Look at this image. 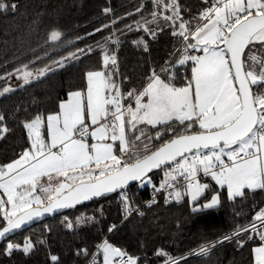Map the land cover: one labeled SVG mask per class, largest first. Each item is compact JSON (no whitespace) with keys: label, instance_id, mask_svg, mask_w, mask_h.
I'll return each mask as SVG.
<instances>
[{"label":"snow or ice","instance_id":"6c2138e0","mask_svg":"<svg viewBox=\"0 0 264 264\" xmlns=\"http://www.w3.org/2000/svg\"><path fill=\"white\" fill-rule=\"evenodd\" d=\"M153 3L164 12H172V15H163V19L169 22L172 34L181 37L185 54L176 63L166 62L169 67L161 68L159 73L153 70L142 90L126 94L129 100L134 99L135 107L129 104L125 108L122 103L124 94L111 79L114 73L90 71L87 73L86 105L81 92H72L68 100L61 102L60 111L47 117L50 142L42 136L40 116L26 122L24 127L28 130L30 148L18 159L0 166V189L7 195V201L0 199V212L6 221L0 228V238L21 228L35 216L74 207L82 201L117 190H121L124 210L130 215L131 203L124 192L129 182L151 184L149 173L171 161L177 162L176 168L166 176L171 175L173 181L177 177L172 173H179L185 180H194L202 168L205 175H211L219 185L226 186L230 199L242 196L245 188L264 189V92L257 94L253 91V87L264 84V59L250 56L251 65L243 59L249 45H264V0H213L212 6L200 13L201 22L195 27L180 15L175 0L167 3L153 0ZM6 7L0 4V8ZM11 7L15 9L17 6L13 4ZM151 15V21L137 22L136 26L140 29L143 25V31L155 38L156 31L148 25L156 22L158 13L153 11ZM128 27L131 30V26ZM59 36V32L53 31L51 40L55 41ZM134 43H142L147 51V42L142 38ZM194 50H199L202 55L188 54ZM70 56L76 58L75 54ZM64 59L67 58L56 63L62 67ZM188 61L193 65L191 79L184 86L177 87L173 83L176 70ZM103 63L106 68L109 64L114 66L116 58L106 53ZM257 64L259 71L256 70ZM16 71H23L25 83L29 82L31 72ZM48 71L52 69L46 67L37 75L44 76ZM164 74H167L166 78H162ZM9 90L4 89L5 92ZM105 91L111 93L110 98L103 94ZM85 114L91 121V130ZM4 120L5 117L0 115V125ZM172 121L186 123L189 129L197 124L201 131L180 135L151 152L147 146L142 153L133 150L140 137L134 142L129 141V125L134 129L141 122L157 126ZM0 132H7V128H0ZM160 136L158 132L156 138ZM89 138L92 143H88ZM117 144L119 156L115 154ZM202 149L207 152L203 153ZM129 152L132 157L125 159ZM193 152L189 161L185 154ZM54 177L58 178L56 187H53ZM202 187L206 185L197 181L193 186L189 182L193 201L197 200ZM172 188L174 184L166 179L159 187L154 186V191ZM38 189L44 196L36 194ZM175 198H181L179 190H175ZM218 202V197L213 196L211 202L192 210L209 209ZM7 204L11 205V211L6 209ZM256 219L264 222V210ZM68 226L72 227L71 223ZM260 227L264 228V223ZM251 230L261 241L252 249L253 264H264V232H257L255 223ZM240 231L247 232L248 229H240L235 235ZM34 247L28 238L23 245L9 242L6 252L11 254L15 249H22L28 254ZM100 247L103 264H138L137 257L107 241ZM207 251V247L200 248V254ZM157 254L166 255L163 252ZM50 259L58 261L55 255ZM166 264H178V261L169 257Z\"/></svg>","mask_w":264,"mask_h":264},{"label":"trees","instance_id":"16d2710c","mask_svg":"<svg viewBox=\"0 0 264 264\" xmlns=\"http://www.w3.org/2000/svg\"><path fill=\"white\" fill-rule=\"evenodd\" d=\"M175 3L183 19L194 25L213 0H175ZM0 4L7 5L0 8V88L22 67L39 68L67 58L62 67L0 96V115L5 117L0 128H7V132H0V166L18 159L30 148L24 124L36 116L43 119L58 111L69 93L85 91L88 72L114 73L112 79L120 85L129 105L134 103V99L127 98L129 91L142 90L153 70L159 73L161 68L169 67L166 62L176 63L185 54L181 37L174 36L169 22L163 19V15H172V12H164L153 0H0ZM13 4L17 6L15 9L11 7ZM153 11H157V19L148 27L156 31L155 38L143 31V25L140 29L136 26L137 22L151 21ZM53 31L60 33L55 41L51 40ZM141 38L147 42V51L142 43H134ZM250 46L246 49L245 61ZM254 46L264 56V45ZM81 49L84 51L80 52ZM106 53L115 56L114 66H104ZM192 67L188 61L177 68L173 81L177 87L191 79ZM263 86L253 87L254 92L261 93ZM195 128L196 124L189 129L186 123L182 125L178 121L154 127L138 123L134 129L129 125L127 135L134 142L135 135L142 132L145 139L136 142L133 150L144 151L147 146L151 152L177 135L195 132ZM118 149L116 146L117 156ZM149 176L152 183L142 192L136 185L128 188L134 199L142 200L150 194L163 178V169ZM200 178L208 181L209 186L199 201L191 203L186 190H182L179 200L167 202L161 198L142 214H135L124 222H121V192L49 218L2 243L0 264H83L95 245L104 239L137 257L138 264H160L169 257L186 255L218 240L224 241L210 252L188 258L181 264H253L252 249L261 243L259 235L253 231L235 233L256 220L264 207V189H246L242 196L230 199L226 188L220 189L210 176ZM215 193L219 194V205L192 210L209 202ZM5 223L0 212V227ZM112 225L115 228L110 231ZM226 236L230 239H224ZM28 238L35 245L28 254L22 249H15L11 254L6 252L9 242L23 245ZM53 255L58 261L50 259Z\"/></svg>","mask_w":264,"mask_h":264},{"label":"built area","instance_id":"2783aa9c","mask_svg":"<svg viewBox=\"0 0 264 264\" xmlns=\"http://www.w3.org/2000/svg\"><path fill=\"white\" fill-rule=\"evenodd\" d=\"M112 23H113V20H112ZM197 52H198V50H194V51H190V53H188V54L194 55ZM122 103L124 104L125 108L128 106L125 103L124 99L122 100ZM202 152L206 153L207 150L206 149H202ZM224 160H225L226 163L228 162V159H227L226 156L224 157ZM176 164H177V162H174L171 165H168V166L163 168L164 176L160 180V182L155 186V187H159L161 185V183L164 182L167 179L169 181V183H173L174 184V188H172V189H166V190H161L159 192H155L154 188H153L150 191V194L146 198H144L142 200L134 199L133 196L131 195V193L129 192L128 188L124 189V192L126 193L127 198L130 201V203H131L132 211H131L130 215L125 212L124 203H123V200H122V204H121L122 221L121 222H124V221L128 220L129 218H131L135 214H142L145 208H147V207L151 206L152 204L156 203L161 198H164L165 201H167V202L174 200L175 199V190H179L181 193H182V190H187L189 182L193 181L192 179L185 180V178L183 176H180L179 173H172L173 175H176V177H177L175 181L172 180V176L169 177V178L166 177V173H171L172 169L176 168ZM201 176H209V175H204V174L200 173L197 177L200 178ZM135 185H136L137 190L139 192H142L150 184H148L146 182L141 184V182L139 181ZM170 193H171V195H170ZM153 198H154V202H153ZM121 199H122V197H121ZM197 206H200V205H197ZM197 206H195V207H197ZM261 210H264V207ZM253 223H255L257 225V230H260L261 232H264V228L260 227L261 223H264V222H262L260 220H257V219L246 227L248 229V231H252L251 230V225ZM113 228H115V225L111 226V229H113ZM105 241L106 240L104 239V240H102L101 242H99V243H97L95 245L94 249L89 254V256L87 257V259L85 260V262L83 264H103L104 258H103V252H102V249H101L100 246L103 245ZM223 241L224 240L214 241V242L206 244V245H204L202 247H207L208 251L206 253H208L213 248H215L218 245H220ZM200 248L195 249V250L187 253L186 255H183V256H180V257H176V258H173V259H176L178 261V264H181L184 260H186L188 258H192V257L201 256V255L206 254V253L200 254ZM126 253L129 254L128 252H126ZM166 261L167 260L161 262L160 264H166Z\"/></svg>","mask_w":264,"mask_h":264},{"label":"rangeland","instance_id":"374dc122","mask_svg":"<svg viewBox=\"0 0 264 264\" xmlns=\"http://www.w3.org/2000/svg\"><path fill=\"white\" fill-rule=\"evenodd\" d=\"M201 21L199 20V23H200ZM197 24V23H196ZM196 24H194V25H192L193 27H195V25ZM255 44H259V43H254V44H251V46H250V50H249V53H246V63L247 64H249V65H251L252 64V61H250L249 60V57L250 56H256V57H258V58H260V59H264V56H261V54L260 53H258L256 50H254V48H256L254 45ZM253 46V47H252ZM253 48V49H252ZM194 55H202V53L198 50V52L196 53V54H194ZM66 61V59H64V62ZM51 68L52 69V71L54 70V69H57L58 67H59V65L56 63V62H52V63H49L48 65H45V66H42V67H39V68H21V69H23L24 71H28V72H31L32 73V75L30 76V77H28V80H29V82H31V81H34V80H36V79H38V78H41V77H43V76H39L38 77V72H39V70H42V69H45V68ZM256 70L257 71H259V64H257L256 65ZM99 71V70H98ZM51 71H48V72H46V74L45 75H47L48 73H50ZM44 75V76H45ZM111 79H112V77H111ZM28 82V83H29ZM25 84H27V83H25V79H24V75H23V71H21V72H18V73H16L14 76H12L11 77V79L3 86V87H1L0 88V96H2V95H5V94H7V93H10V92H12V91H14V90H16L17 88H19V87H21V86H23V85H25ZM119 88H120V90H121V92H122V89H121V87H120V85H117ZM5 88H8V89H10L9 91H7V92H5L4 91V89ZM260 88H264V86L263 87H260ZM77 91H79V92H81L82 93V101H83V103L86 105V102H87V86H86V89H85V91H82V90H76V91H73V92H77ZM262 92H264V90L262 91ZM72 93V92H71ZM123 93V92H122ZM104 95H106V96H108L109 98H110V96H111V93L110 92H108V91H105L104 93H103ZM257 94H259V93H257ZM68 98H69V96H68ZM68 98L67 99H65V100H63V101H66V100H68ZM62 101V102H63ZM134 102V101H133ZM133 107H135V104L133 105L132 103H130ZM60 111V107H59V110L58 111H56V112H51V113H49L45 118H43L42 119V127H41V133H42V136H43V138L46 140V141H48V142H50V137H49V135H48V128H47V117L49 116V115H51V114H55V113H58ZM85 121H86V123H88L89 125H90V130H91V121H90V119L87 117V115L85 114ZM138 124V123H137ZM136 124V125H137ZM149 125V124H148ZM149 126H152V127H154L153 125H149ZM158 126V125H157ZM136 127V126H135ZM195 132H197V131H201V129H199V127H198V125L196 124V128H195ZM144 132H146V131H144ZM144 136V134H142V132H139L138 134H136L135 135V139H136V137H140V140L139 141H142V140H144L145 139V136ZM88 143H92V140H91V138H89L88 139ZM116 146H119L118 144L116 145ZM116 146H115V149H116ZM134 151H139V152H143V149H141V148H139V149H136V150H134ZM115 154H116V151H115ZM186 156H188L189 157V161H191V159L193 158V156H194V153H192V154H188V155H186ZM132 157V152H129V154H128V156L127 157H125V159H128V158H131ZM200 173H202V174H204V172H203V170H202V168L197 172V174H196V178L193 180V181H191L190 183H192L193 184V186H195L196 185V183H197V181H198V183L200 184V185H202V186H204V185H206V187H202L201 188V191H200V193H199V196L197 197V200L196 201H193L192 199H191V197H192V194H193V190H190L188 187H187V190H186V193L188 194V197H189V200H190V202L191 203H195V202H197V201H199L200 200V198L202 197V195L204 194V192H205V190H206V188L209 186V183H208V181H205V180H203V179H201V178H198L197 176L200 174ZM205 175V174H204ZM151 178V177H150ZM85 179H86V177H85ZM213 179V178H212ZM213 181L219 186V188L220 189H223V188H226V186H224V187H222L221 185H219L214 179H213ZM57 182H58V178H55L54 177V182H53V187H56L57 186ZM43 183H44V186L45 187H47L48 185H47V180H46V178H44V181H43ZM246 189H248V188H245L244 190H243V192L246 190ZM259 189V188H258ZM249 190H256V189H249ZM2 191H3V193H4V190L3 189H0V199H3V200H5V201H7V195L4 193V194H2ZM226 191H227V188H226ZM228 192V191H227ZM36 194L37 195H41V196H44V194L42 193V192H40L39 191V189L37 190V192H36ZM213 196H217L218 197V204L217 205H219V203H220V197H219V194L218 193H215ZM212 196V197H213ZM211 200H212V198H211ZM211 200L209 201V202H211ZM209 202H207V203H209ZM45 203H47V200H46V197H45ZM206 204V203H205ZM217 205H215V206H217ZM35 206V205H34ZM6 209L8 210V211H11V205L10 204H7L6 205ZM258 246V245H257Z\"/></svg>","mask_w":264,"mask_h":264},{"label":"water","instance_id":"95a60500","mask_svg":"<svg viewBox=\"0 0 264 264\" xmlns=\"http://www.w3.org/2000/svg\"><path fill=\"white\" fill-rule=\"evenodd\" d=\"M246 49H247V48H246ZM246 49H245V52H246ZM244 56H245V53H244ZM244 56H243V59H244ZM244 61H245V60H244ZM253 91H254V89H253ZM197 132H199V131H197ZM197 132L183 133V134H180V135H191V134H195V133H197ZM180 135H177V136L173 137L172 139H174V138H176V137H179ZM170 140H171V139H170ZM168 141H169V140H168ZM166 142H167V141H166ZM160 146H161V145H160ZM160 146H158V147H160ZM158 147H157V148H158ZM155 149H156V148H155ZM155 149H154V150H155ZM154 150H153V151H154ZM193 153H194V152H193ZM185 155H188V153H186ZM179 160H180V158L178 157V158H177V161H179ZM174 162H176V161L168 162V163H166V164L161 165L160 168L153 169V170L149 173V175H151L153 172H156V171H158V170L163 169L164 167H166V166H168V165H171V164L174 163ZM138 182H139V181H131V182H129V184L126 186V188H129V187H131V186H134V185L137 184ZM119 192H121V190H117L116 192H113V193H108V194H106V195H104V196H101V197H94V198H92V199H90V200H87V201H82L81 203L76 204L74 207L57 209V210H55L54 212L43 213L42 215L35 216L31 221H28L27 223L23 224V225L21 226V228L16 229V230H14V231L11 232V233L6 234V236H5L4 238H0V245H1L2 243H4L6 240H8L10 237H12V236L18 234V233L21 232V231H24V230H26V229H28V228H31V227H33L34 225H36V224H38V223H40V222H43V221H45V220H48L49 218H52V217H56V216H58V215H61V214L65 213V212H67V211H69V210H71V209L77 208V207L82 206V205H84V204H87V203H89V202H93V201L98 200V199L103 198V197H109V196H112V195L117 194V193H119ZM35 207H36V206H33L34 209H35ZM5 224H6V223H5ZM5 224H4L3 226H5ZM3 226H1L0 228H2Z\"/></svg>","mask_w":264,"mask_h":264},{"label":"crops","instance_id":"0c3cea01","mask_svg":"<svg viewBox=\"0 0 264 264\" xmlns=\"http://www.w3.org/2000/svg\"><path fill=\"white\" fill-rule=\"evenodd\" d=\"M22 68H23V67H22ZM132 104L134 105V104H135V102H134V103H132ZM141 123H146V122H141ZM146 124H147V123H146ZM209 176L211 177V175H209ZM166 177H167V178H169V177H171V175H167ZM211 178H212V177H211ZM2 194H4V193H3V191H2Z\"/></svg>","mask_w":264,"mask_h":264}]
</instances>
